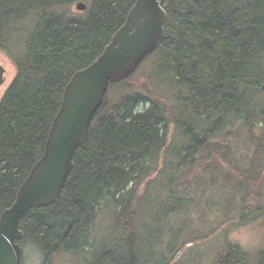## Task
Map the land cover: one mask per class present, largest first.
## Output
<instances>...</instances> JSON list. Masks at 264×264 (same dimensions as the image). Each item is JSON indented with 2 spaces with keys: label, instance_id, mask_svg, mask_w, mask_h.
Segmentation results:
<instances>
[{
  "label": "trees",
  "instance_id": "16d2710c",
  "mask_svg": "<svg viewBox=\"0 0 264 264\" xmlns=\"http://www.w3.org/2000/svg\"><path fill=\"white\" fill-rule=\"evenodd\" d=\"M160 1L168 19L156 50L109 85L60 198L20 219L19 244L38 264L60 254L198 262L194 246L208 238L190 227L198 170L240 195L242 225L264 221V0ZM76 2L0 0V50L15 66L0 98V215L42 156L70 78L98 58L135 0H92L81 14L70 12ZM139 73L141 89L129 82ZM244 137L251 153L239 161ZM224 241L207 264H264V246L249 253Z\"/></svg>",
  "mask_w": 264,
  "mask_h": 264
},
{
  "label": "water",
  "instance_id": "95a60500",
  "mask_svg": "<svg viewBox=\"0 0 264 264\" xmlns=\"http://www.w3.org/2000/svg\"><path fill=\"white\" fill-rule=\"evenodd\" d=\"M85 8L84 3H76L77 10ZM167 19L160 0H135L123 25L98 58L70 78L42 156L18 188L12 205L0 215V264H22L21 217L60 198L74 165V152L85 140L109 85L128 80L156 50ZM5 73L0 63V89L5 83ZM261 90L264 91V82Z\"/></svg>",
  "mask_w": 264,
  "mask_h": 264
},
{
  "label": "rangeland",
  "instance_id": "374dc122",
  "mask_svg": "<svg viewBox=\"0 0 264 264\" xmlns=\"http://www.w3.org/2000/svg\"><path fill=\"white\" fill-rule=\"evenodd\" d=\"M77 2L84 3L86 8L90 7L92 4V0H77ZM76 3L70 7V12L75 14L83 13L84 11L76 9ZM0 63L6 70L5 83L0 89L1 98L14 78L15 66L8 54L2 50H0ZM129 82L134 84L138 89H141V83L143 82L142 75L140 73L135 75ZM244 140L245 137L238 141L234 149L235 155L239 161L247 153V157L251 153V150L244 144ZM203 174L202 170H198L197 177H201V179L198 181V184L195 183V193L193 192V195H195L194 197L197 199V204L195 205V209L197 210L190 215L192 218L190 227L200 232V235L207 234L208 238L194 246L196 249L195 252H197L196 259H199L198 262L195 260L196 262L192 261L190 264H207L210 259L217 255L220 246L222 243H225L224 239H227L228 242H232L233 244H237L249 253H253L264 246L263 218L256 217L255 220L248 221L245 225H242V222L246 221V218L241 220L240 195L233 197V191L223 189L219 182L215 184L212 183L210 176L214 173L207 172ZM218 180L222 183L220 177ZM232 198H235V200ZM262 204H264V202ZM104 235H106L104 232L99 233L98 245L101 243L100 238ZM197 255H199V257ZM22 257L23 264H38V258L35 252L32 249L29 250L28 246H26L24 253L22 250ZM200 257L202 258L201 260ZM85 261L86 259L83 258V256L80 258L76 255L60 254L55 257L51 264H85ZM39 264H41V262H39Z\"/></svg>",
  "mask_w": 264,
  "mask_h": 264
}]
</instances>
